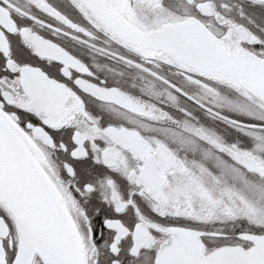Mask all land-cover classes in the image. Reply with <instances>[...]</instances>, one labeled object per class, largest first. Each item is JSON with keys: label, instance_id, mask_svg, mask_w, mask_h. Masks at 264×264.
Masks as SVG:
<instances>
[{"label": "snow or ice", "instance_id": "6c2138e0", "mask_svg": "<svg viewBox=\"0 0 264 264\" xmlns=\"http://www.w3.org/2000/svg\"><path fill=\"white\" fill-rule=\"evenodd\" d=\"M0 264H264V0H0Z\"/></svg>", "mask_w": 264, "mask_h": 264}]
</instances>
